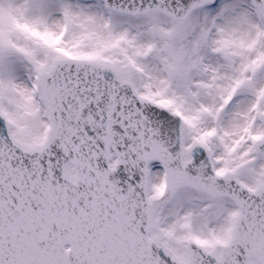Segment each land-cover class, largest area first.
Segmentation results:
<instances>
[{
    "label": "snow or ice",
    "instance_id": "1",
    "mask_svg": "<svg viewBox=\"0 0 264 264\" xmlns=\"http://www.w3.org/2000/svg\"><path fill=\"white\" fill-rule=\"evenodd\" d=\"M0 264H264V0H0Z\"/></svg>",
    "mask_w": 264,
    "mask_h": 264
}]
</instances>
